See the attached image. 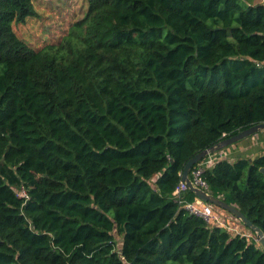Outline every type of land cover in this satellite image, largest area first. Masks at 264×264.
<instances>
[{
  "label": "trees",
  "instance_id": "trees-1",
  "mask_svg": "<svg viewBox=\"0 0 264 264\" xmlns=\"http://www.w3.org/2000/svg\"><path fill=\"white\" fill-rule=\"evenodd\" d=\"M33 1L0 0V264H264L173 194L264 123V3L84 0L78 34L37 49L12 27ZM260 168L222 155L201 177L264 233Z\"/></svg>",
  "mask_w": 264,
  "mask_h": 264
},
{
  "label": "rangeland",
  "instance_id": "rangeland-1",
  "mask_svg": "<svg viewBox=\"0 0 264 264\" xmlns=\"http://www.w3.org/2000/svg\"><path fill=\"white\" fill-rule=\"evenodd\" d=\"M249 1L254 3V0ZM33 6L35 15L26 18L22 23H13L12 27L19 38L37 49L49 44L58 45L73 30L74 34H78L74 26L84 17L86 11L84 0H34ZM217 212L224 224L228 226L229 222L222 217L231 214L219 207H217ZM236 221V224H242L240 220L236 219ZM242 227L237 225L235 228L241 229L242 234L247 237L255 235L243 224Z\"/></svg>",
  "mask_w": 264,
  "mask_h": 264
},
{
  "label": "water",
  "instance_id": "water-1",
  "mask_svg": "<svg viewBox=\"0 0 264 264\" xmlns=\"http://www.w3.org/2000/svg\"><path fill=\"white\" fill-rule=\"evenodd\" d=\"M264 130V123L255 124L253 126H250L244 130H241L240 132L236 133L235 135H232L228 138H225L215 144L214 146L204 149L201 152L196 153L193 157L188 159V161L185 163L182 173H181V179L186 183L188 186V189L195 194L196 197H198L200 200L210 203L216 207H219L221 209L226 210L230 214H232L235 218L240 220V222L250 229L255 234V240L257 241L258 245L264 252V233L263 231L253 224L237 207L225 203L220 198L214 197L211 193H208L200 188H197L193 186L190 178H189V172L190 169L194 164L199 162L203 157L206 155L220 150L228 145L234 144L235 142H238L250 135H253L259 131ZM260 171L264 173V168H260Z\"/></svg>",
  "mask_w": 264,
  "mask_h": 264
},
{
  "label": "built area",
  "instance_id": "built-area-1",
  "mask_svg": "<svg viewBox=\"0 0 264 264\" xmlns=\"http://www.w3.org/2000/svg\"><path fill=\"white\" fill-rule=\"evenodd\" d=\"M221 156L222 155H220L219 157H221ZM215 159L216 158H214V157L205 158L203 161L198 162L197 165L194 167V169H192L191 173H189V178H190L193 186L210 193L208 185L202 179L201 175H202L203 170H205V168H207L210 164H212ZM186 190H188V186L186 185V183L184 181H181L178 184V186L176 187V189L174 190L173 194L175 196H178L180 193L185 192ZM16 194L19 197H24V198L27 197L26 191L24 190V188H20V189H18V191L16 190ZM183 207L186 210H188L191 214H194L196 216H200V217L204 218L205 221H207L209 224L224 227V228L228 229L230 232H233L234 234L235 233L242 234L240 229H236L234 227H231L230 224L228 226H226L224 224V221L217 214L218 213L217 207H214L212 204L200 200L196 196H195V199L193 201L184 203ZM231 215L226 214L225 217H222V218L226 219V216H230V217L235 219V217L233 215L232 216Z\"/></svg>",
  "mask_w": 264,
  "mask_h": 264
},
{
  "label": "crops",
  "instance_id": "crops-1",
  "mask_svg": "<svg viewBox=\"0 0 264 264\" xmlns=\"http://www.w3.org/2000/svg\"><path fill=\"white\" fill-rule=\"evenodd\" d=\"M254 3H264V0H254ZM254 136V135H253ZM251 136L250 138L245 139L241 144L234 149V147L227 148L225 150H217L210 154H208L207 158L214 157L217 158L220 155L229 158V160L233 161L239 157H250L253 159L258 152L264 151V133H256L255 136ZM226 219L229 221L231 227H237L242 224H236V219L226 216ZM243 229V227H242ZM241 230V229H240Z\"/></svg>",
  "mask_w": 264,
  "mask_h": 264
}]
</instances>
